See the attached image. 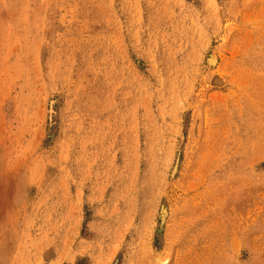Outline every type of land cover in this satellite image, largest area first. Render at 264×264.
Returning <instances> with one entry per match:
<instances>
[{"label": "rangeland", "instance_id": "374dc122", "mask_svg": "<svg viewBox=\"0 0 264 264\" xmlns=\"http://www.w3.org/2000/svg\"><path fill=\"white\" fill-rule=\"evenodd\" d=\"M0 264H264V0H0Z\"/></svg>", "mask_w": 264, "mask_h": 264}, {"label": "bare ground", "instance_id": "6f19581e", "mask_svg": "<svg viewBox=\"0 0 264 264\" xmlns=\"http://www.w3.org/2000/svg\"><path fill=\"white\" fill-rule=\"evenodd\" d=\"M211 62V61H210Z\"/></svg>", "mask_w": 264, "mask_h": 264}]
</instances>
